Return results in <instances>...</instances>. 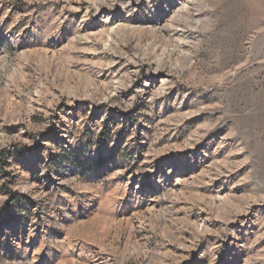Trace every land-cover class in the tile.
<instances>
[{
	"label": "rangeland",
	"instance_id": "374dc122",
	"mask_svg": "<svg viewBox=\"0 0 264 264\" xmlns=\"http://www.w3.org/2000/svg\"><path fill=\"white\" fill-rule=\"evenodd\" d=\"M72 261L264 264V0H0V264Z\"/></svg>",
	"mask_w": 264,
	"mask_h": 264
},
{
	"label": "trees",
	"instance_id": "16d2710c",
	"mask_svg": "<svg viewBox=\"0 0 264 264\" xmlns=\"http://www.w3.org/2000/svg\"><path fill=\"white\" fill-rule=\"evenodd\" d=\"M107 133H108V131L106 130V131H104L102 134H101V139H100V141H103L105 138H106V136H107ZM4 156V155H3ZM101 164H103V162H101ZM98 165V164H97ZM79 170L80 171H82L83 172V174L85 175L87 172H86V167L85 166H79ZM11 206H12V204H11Z\"/></svg>",
	"mask_w": 264,
	"mask_h": 264
},
{
	"label": "bare ground",
	"instance_id": "6f19581e",
	"mask_svg": "<svg viewBox=\"0 0 264 264\" xmlns=\"http://www.w3.org/2000/svg\"><path fill=\"white\" fill-rule=\"evenodd\" d=\"M71 262V261H70ZM51 263V262H50ZM74 262L72 261V264H73ZM65 264V263H64Z\"/></svg>",
	"mask_w": 264,
	"mask_h": 264
}]
</instances>
